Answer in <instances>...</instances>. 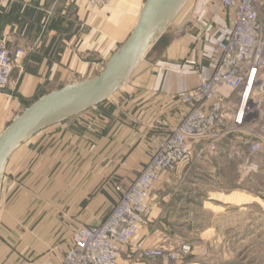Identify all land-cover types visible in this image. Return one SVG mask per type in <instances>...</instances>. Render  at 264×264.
I'll return each mask as SVG.
<instances>
[{"label": "crops", "instance_id": "1", "mask_svg": "<svg viewBox=\"0 0 264 264\" xmlns=\"http://www.w3.org/2000/svg\"><path fill=\"white\" fill-rule=\"evenodd\" d=\"M145 1L113 0L109 7L92 12L85 0H0V40L13 53L23 52L11 87L0 92V135L37 101L39 92L48 94L101 72L133 32ZM176 17L122 89L97 107L28 139L11 155L4 175L8 169L13 176L28 172L24 183L33 190L36 181H43L46 191L41 199L53 203L55 216L63 212L61 203L68 202L69 217L81 219L85 226L99 225L118 202L115 187L130 186L176 126L179 109L172 96L211 77L219 59L217 43L233 27V14L221 0H188ZM224 151L223 147L218 157L198 158L195 165L160 178L150 197L152 223L131 246L122 247V264H169L166 257L153 263L137 252L155 245L172 248L173 239L190 225V219H183L191 215L194 203L214 218H223L254 202H225L220 198L238 191L214 189L231 165ZM197 188H204L200 196ZM74 230L63 228L68 235L64 242L53 249L47 246L52 252L43 255L32 254L29 242L14 243L13 233L0 226V264H60Z\"/></svg>", "mask_w": 264, "mask_h": 264}, {"label": "built area", "instance_id": "2", "mask_svg": "<svg viewBox=\"0 0 264 264\" xmlns=\"http://www.w3.org/2000/svg\"><path fill=\"white\" fill-rule=\"evenodd\" d=\"M85 2L95 12L113 0ZM221 6L233 14V27L217 43L216 70L198 86L172 96L179 109L176 126L158 144L132 187H117L122 199L109 219L77 229L60 264H122V247L131 246L152 223L155 184L194 158L218 157L224 147L230 161H240V182L259 169L255 160L264 149V0H221ZM22 54L0 40V92L9 88ZM178 246L147 247L142 257L153 262L166 257L169 264H177L180 254L192 250L187 243Z\"/></svg>", "mask_w": 264, "mask_h": 264}, {"label": "rangeland", "instance_id": "3", "mask_svg": "<svg viewBox=\"0 0 264 264\" xmlns=\"http://www.w3.org/2000/svg\"><path fill=\"white\" fill-rule=\"evenodd\" d=\"M100 10L102 9L97 11ZM176 19L177 17L166 28L162 36L169 27H172ZM11 85L12 80L9 88ZM9 88L2 92L8 91ZM197 161L198 158H194L190 165H195ZM255 161L259 165V169L244 177L243 182H240L242 177L239 168L240 161H231V165L226 167L221 185L214 187V189L223 190V192L238 191L234 192L231 197L220 198L225 202L240 204L244 201L254 200L246 210H240V207H237L232 209L231 216L214 218L211 213L203 212L197 203L191 205V215L186 214L187 217L183 219V221L190 219V225L189 223L186 224L183 227L185 233L183 235L178 234V238L173 239L171 244L174 250H178V245L183 242L192 247L189 254H180L178 263L264 264V149ZM145 166L137 173L134 181L144 171ZM28 175V172H22L13 176L10 169L4 175L0 201V226L7 227L10 234L13 233L14 243L18 241L21 246L23 241L29 242V251L32 254L42 253L44 255L52 252L50 247L53 249L64 242L63 238L68 235L61 232L63 228L69 230V227H74L76 232L78 227H85V225L81 219L68 216L71 208L68 202L61 203L63 212L55 216L53 203H47L41 199L46 191L42 185L43 181H36L32 190L31 185L24 183V179L26 180ZM192 179L196 180V177ZM134 181L127 188L120 185L117 187L128 190ZM117 187L115 189L119 193L118 202L114 203L113 207L111 206L108 214L101 219L100 224L109 219L122 199V193L117 190ZM179 187L176 186V188ZM186 188L191 189L192 187L187 185ZM203 189L197 188L196 196H200ZM242 192H246L247 195ZM250 194L257 198H252ZM94 221L93 224H97V219ZM59 225L62 226L61 230L57 229ZM208 228H211V231L204 234L203 232ZM74 231L72 235L75 233ZM47 246L49 248L46 249ZM143 251L144 249H140L137 253L142 256Z\"/></svg>", "mask_w": 264, "mask_h": 264}, {"label": "water", "instance_id": "4", "mask_svg": "<svg viewBox=\"0 0 264 264\" xmlns=\"http://www.w3.org/2000/svg\"><path fill=\"white\" fill-rule=\"evenodd\" d=\"M188 0H146L129 38L94 78L42 96L0 135V201L5 167L14 151L38 132L97 107L129 81Z\"/></svg>", "mask_w": 264, "mask_h": 264}, {"label": "trees", "instance_id": "5", "mask_svg": "<svg viewBox=\"0 0 264 264\" xmlns=\"http://www.w3.org/2000/svg\"><path fill=\"white\" fill-rule=\"evenodd\" d=\"M46 94L45 91H41L39 92L38 96L36 97V100L40 99L42 96H44ZM264 199V198H263Z\"/></svg>", "mask_w": 264, "mask_h": 264}]
</instances>
